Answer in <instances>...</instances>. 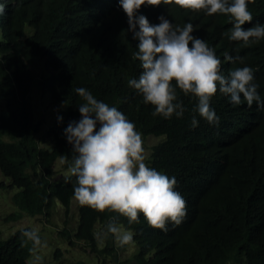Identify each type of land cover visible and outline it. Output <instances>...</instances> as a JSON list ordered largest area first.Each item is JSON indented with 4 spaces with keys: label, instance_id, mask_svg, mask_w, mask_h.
<instances>
[{
    "label": "trees",
    "instance_id": "16d2710c",
    "mask_svg": "<svg viewBox=\"0 0 264 264\" xmlns=\"http://www.w3.org/2000/svg\"><path fill=\"white\" fill-rule=\"evenodd\" d=\"M248 9L253 20L241 27L264 23V0H251ZM138 13L149 23H158V15L174 26L191 22L192 35L214 49L224 74L240 66L225 61L226 52L243 57L254 68L264 99V37L249 46L228 40L231 23L220 13L205 15L176 5H141ZM137 43L117 0H13L5 8L0 15V172L9 183L0 186L18 189L11 200L19 209L7 218L40 214L47 219L57 203L68 217L75 179H55L51 164L62 154L71 159L63 129L79 118L82 100L75 88L82 86L115 104L142 139H159L150 147L147 165L176 178L186 214L179 224L167 223L164 231L150 227L142 214L129 224L115 212L78 204L75 229L71 236L63 234L93 248L97 228L106 233L115 217L133 232L138 247L131 261L119 264H264V107L243 100L234 105L217 90L210 106L219 121L209 124L195 113V98L177 88L183 115H151L152 106L127 84L141 71L132 56ZM38 62L43 68L39 83L32 69ZM36 87L42 97L47 94L51 103L63 106L43 133V123L34 115ZM57 115L62 116L59 122ZM193 115L196 127L190 124ZM46 141L49 146L40 145ZM25 229L32 228H19L6 238L0 233V264H29L34 243L23 236ZM112 238L108 233V242ZM112 248L110 241L103 251Z\"/></svg>",
    "mask_w": 264,
    "mask_h": 264
},
{
    "label": "clouds",
    "instance_id": "9594fccd",
    "mask_svg": "<svg viewBox=\"0 0 264 264\" xmlns=\"http://www.w3.org/2000/svg\"><path fill=\"white\" fill-rule=\"evenodd\" d=\"M12 2L0 0V15ZM117 3L127 17L128 31L138 41L132 56L141 71L138 77L129 78L127 84L142 97L144 104L152 106L151 115L165 119L183 115L177 88L195 98V113L209 124L219 121L210 106L217 90L234 105L243 100L248 106L255 102L258 108L264 107L254 68L243 63V57L226 52L224 60L240 66L224 74L214 49L206 40L192 35L191 22L174 26L165 16L158 15V23H149L145 15L138 13L141 5H176L205 15L225 14L231 23L227 39L249 46L264 37V23L241 27L253 20L248 9L251 0H117ZM75 92L82 100L77 105L80 115L69 120L63 129L72 155L70 160L63 154L60 156L61 164H67L65 180L75 179L73 199L79 205L124 216L129 224L137 221L139 214L150 227L164 231L169 222L179 224L186 214V201L175 189L176 178L144 162L142 134L134 122L115 104L97 99L88 89L81 86ZM56 119L59 122L62 116L57 115ZM190 124L197 126L196 115L191 117ZM108 233L113 234L119 245L130 244L133 239V232L115 217L106 225L104 234ZM22 234L26 240L40 243L35 229H25Z\"/></svg>",
    "mask_w": 264,
    "mask_h": 264
},
{
    "label": "rangeland",
    "instance_id": "374dc122",
    "mask_svg": "<svg viewBox=\"0 0 264 264\" xmlns=\"http://www.w3.org/2000/svg\"><path fill=\"white\" fill-rule=\"evenodd\" d=\"M32 69L37 78L35 82L39 83V75L43 73L41 63L34 64ZM34 94H36L33 105L34 115L36 120L42 121L41 133H43L53 122L55 115L62 110L63 106L61 104L51 103L47 94L42 97L38 87L34 89ZM158 141L159 139L152 136L143 139V147L145 149L144 162L146 164L151 145ZM40 145L49 146V143L46 141L40 143ZM51 167L54 171L55 179H65V176L68 175L67 164H61L60 158L52 162ZM1 181L4 185L9 183V179L0 173ZM17 191L18 189L16 188L9 189L0 186V233L2 238H6L15 230L22 227H30L40 233L42 241L40 240L38 248L28 259L30 264H50L55 259L59 260L60 264H119L123 260L131 261L135 252H137L138 247L135 243L131 242L130 244L119 245L114 237L112 240H109V242L111 241V245H113L112 250L109 249V251L104 252L103 249L109 242L106 239L107 234H104L105 232L100 226L97 228L96 244L93 248L85 241L72 239L70 236L75 229L78 218V203L74 199L71 201V210L68 217L64 216L62 205L57 203L52 215L47 219L44 216H28L27 214H22V217L15 221L10 216L7 218L9 214L19 211L11 200L12 195ZM141 219L145 220L144 217ZM64 232L70 234V236L63 234ZM56 249L59 250L58 253Z\"/></svg>",
    "mask_w": 264,
    "mask_h": 264
},
{
    "label": "bare ground",
    "instance_id": "6f19581e",
    "mask_svg": "<svg viewBox=\"0 0 264 264\" xmlns=\"http://www.w3.org/2000/svg\"><path fill=\"white\" fill-rule=\"evenodd\" d=\"M181 195H183V193H180ZM42 198V197H41ZM43 199V198H42ZM42 199H41V201H42ZM43 201H44V199H43ZM48 201V200H47ZM11 204H12V202H10ZM46 203V202H45ZM47 204H49V203H47ZM46 204V205H47ZM50 205V204H49ZM39 207V206H38ZM47 207H48V205H47ZM46 207V208H47ZM252 207V206H251ZM44 208H45V206H44ZM45 208V209H46ZM55 208V207H54ZM53 208V209H54ZM48 209V208H47ZM255 210V209H254ZM48 211V210H47ZM253 212V211H252ZM41 213V212H40ZM255 213V212H254ZM37 215H40V214H37ZM254 215V214H253ZM40 216H42V215H40ZM46 216V215H45ZM185 216V215H184ZM249 216V215H248ZM251 216V215H250ZM259 216V215H258ZM59 218V217H58ZM183 218H185V217H183ZM253 218V217H252ZM252 218H250V219H252ZM258 218V217H257ZM249 219V220H250ZM251 221V220H250ZM259 221V220H258ZM55 222V221H54ZM62 223V222H61ZM254 223V222H253ZM50 225V224H49ZM249 226H251V225H249ZM255 226V225H254ZM257 226V225H256ZM244 228V227H243ZM249 228V227H248ZM248 228H247V230H248ZM244 231V230H243ZM245 232V231H244ZM243 233V232H242ZM39 237H40V240H41V236H40V233H39ZM242 239V238H241ZM23 241V240H22ZM42 241V240H41ZM54 242V241H53ZM38 248V245L37 244H34V246H33V248H32V250L31 251H33L32 253H34L35 252V250ZM58 251V249H56V252ZM59 252V251H58ZM22 253V252H21ZM31 253V254H32ZM25 254V253H24ZM31 254H30V256H31ZM243 256V255H242ZM30 258V257H29ZM28 258V259H29ZM53 259V258H52ZM142 259V258H141ZM142 262V261H141ZM29 263V262H28ZM53 263V262H52ZM30 264V263H29ZM41 264V263H40ZM45 264V263H44ZM227 264H229V263H227ZM239 264H242V263H239Z\"/></svg>",
    "mask_w": 264,
    "mask_h": 264
}]
</instances>
